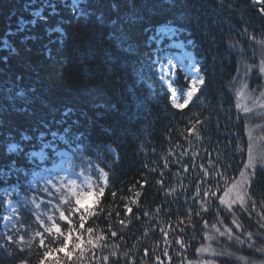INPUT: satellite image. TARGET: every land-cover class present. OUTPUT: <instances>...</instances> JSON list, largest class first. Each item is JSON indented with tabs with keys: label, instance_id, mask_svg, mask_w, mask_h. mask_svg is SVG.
Segmentation results:
<instances>
[{
	"label": "trees",
	"instance_id": "1",
	"mask_svg": "<svg viewBox=\"0 0 264 264\" xmlns=\"http://www.w3.org/2000/svg\"><path fill=\"white\" fill-rule=\"evenodd\" d=\"M254 1L82 0L76 11L68 1L0 0V188L22 171L28 182L35 165L25 154L54 131L108 174L84 227L70 206L71 224L57 220L62 234L44 233L43 245L38 236L29 242L41 227L19 208L0 264H55L45 252L59 264H199L228 229L214 242L215 263L264 264V162L245 173L249 126L264 147V118L249 121L235 94L237 83L263 84L264 15ZM162 27L176 28L205 62L204 85L184 109L171 104L151 61V36ZM14 141L23 146L13 153ZM242 172L247 211L239 203L228 211L220 198ZM69 231L71 259L57 251Z\"/></svg>",
	"mask_w": 264,
	"mask_h": 264
},
{
	"label": "rangeland",
	"instance_id": "2",
	"mask_svg": "<svg viewBox=\"0 0 264 264\" xmlns=\"http://www.w3.org/2000/svg\"><path fill=\"white\" fill-rule=\"evenodd\" d=\"M59 1L61 3L70 2L76 11L79 10L82 2V0ZM254 3L259 6V9L264 6L258 3V0H255ZM37 10L33 13L35 17H39L42 13V8ZM19 25L23 29L27 23L21 20ZM162 28L151 36L150 42L153 46L151 61L155 65L161 84L171 93L170 102L174 106L176 102H183L195 80H197L196 84H200L199 77L201 76L205 80V62L204 59L200 58L198 47L195 50V44L183 39L181 33L175 31L176 28ZM161 31L164 32L161 33ZM260 67H264V64L259 65L258 71ZM259 74L263 76V84L260 89L251 91L248 85L247 87L239 88L238 83L236 84L235 94L238 97L239 108L249 121L255 118H264V73L259 72ZM202 87L203 85L199 88L198 94ZM198 94L186 107L193 103ZM254 130L255 128L250 124L249 134L253 139L250 157L256 167L261 162V157L264 156V147L255 138ZM65 134L66 132L54 131L49 135L41 134L37 136L30 150L25 154L28 162H32L35 165V170H32L28 176V182L25 185L22 183V176L26 175V172L22 171L20 176H14V184L0 188V201L2 200L3 205L0 213V246L4 247V249L13 244L12 239L8 238L11 237L10 234L18 220L19 208H24L34 213L36 224L41 227L40 231H38L39 235L37 227L30 233L29 242L31 241L32 243L37 239V236L41 240L44 233L58 234L52 228L53 223L58 225L57 220L62 223H68L60 218L61 212L71 220V216L67 215L65 211H70V206L74 209L77 207L75 193L95 192L99 187L105 186L104 175L99 171H92L90 165L79 157V152L75 150ZM21 140L28 141L29 136L24 135ZM22 146L19 142H11L8 146V151L14 153ZM251 170L246 168L245 173ZM7 178H10V176L7 175ZM246 178L244 176L241 177L235 186L228 191L229 196L224 197L226 202L237 195ZM100 197L92 198L95 202L90 203V211L96 207ZM80 213L83 214V211L81 210ZM226 235H228V232H225V235L218 233L212 238V243H209L210 247L207 245L203 250L199 264H217L215 263V258L216 260L218 258L215 250L217 247H215L214 242L218 236ZM74 237L75 234L72 232V239ZM70 246L71 242L65 252H69ZM65 252H62V254L65 255ZM59 256L53 253L48 255L50 259L56 260L55 264H58Z\"/></svg>",
	"mask_w": 264,
	"mask_h": 264
},
{
	"label": "snow or ice",
	"instance_id": "3",
	"mask_svg": "<svg viewBox=\"0 0 264 264\" xmlns=\"http://www.w3.org/2000/svg\"><path fill=\"white\" fill-rule=\"evenodd\" d=\"M258 3L264 5V0H258ZM259 11H260L261 14H264V6L260 7ZM248 71H251V69H248ZM259 72L260 73H264V67H260L259 68ZM245 74L247 75V72ZM196 83H197V80H195L194 81V84H192L191 90L187 93L186 98L183 100V102H176V103H174V106L176 108H178V109H184L192 101L194 94L198 91V89L195 86ZM199 83L200 84H203L204 83V80H203V77L202 76L199 77ZM170 95H171V93H170ZM191 131L193 133L196 132L195 126L192 127ZM261 161L264 162V157H261ZM245 167L246 168H249V169H252L253 172H254L255 165H254V162L251 159V157H250V160H249V164L245 165ZM186 170H187V168H185V171ZM101 172L103 173V175L105 177V183H107V179H106L107 178V175H108L107 172H104L103 169H101ZM204 174L207 175V172L205 171ZM244 175L245 174L242 172L241 173V176L243 177ZM248 184H249V181L248 180H245L244 183H243V186L240 188V191L237 193V195L233 199H231L230 201L227 202V209H228V211H231L232 205L233 204H237V203L240 204L241 208L244 211H247V209L244 208V204L246 203L247 186H248ZM104 191H105V188L101 186L95 192H85L83 194H81V193H75V195L77 197L76 200H75V203H76L77 207L74 209V212L80 213L81 210H82L83 213L89 214L90 213V206L89 205H90V203H94L95 202V201L92 200V198L93 197L103 196ZM113 195H115V193H113ZM137 195H139V194H137ZM205 195L207 196L208 193L205 192ZM212 195L214 196L215 193H212ZM227 196H229V192L225 191L224 197H227ZM199 197H200V191H199V189H197V191H196V197L195 198H199ZM220 203L222 205L225 204L226 203L225 199L224 198H220ZM254 207H255V203L253 202V208ZM125 210L128 213H132V208L131 207H126ZM92 214H94V213H92ZM60 218L62 220L67 221L68 223H71L72 222L67 216H65L63 214V212H61ZM86 219H87V215H83V214L80 215V217H79V223H80V227L81 228L84 227V223H85ZM123 223H124V221L121 220V224H123ZM204 223H205V226H206L207 225V221H205ZM233 223L235 224L236 221L234 220ZM236 226L238 228L240 227L239 224H237ZM259 227L261 229H264V223L259 224ZM52 228H54L55 233L62 234L61 228H60L59 225H56L55 223H53ZM49 231H51V229H49ZM92 231H93L92 228H88L87 229V232L88 233H91ZM216 231L217 232H220V229L217 228ZM227 231H228L229 234L231 233V229H228ZM38 235H39V233H38ZM112 235L115 236L116 233L113 232ZM164 235L167 236V233H164ZM220 235H225V233L224 232H220ZM251 236H252V233H248V237L251 238ZM8 239H11V237H9ZM77 239L80 240V237L77 236ZM236 239L239 240V237H236ZM71 241H72V231H69L67 233V235L64 236L63 243L61 244V247L59 249H57V251L65 252V249L68 247V244ZM240 242L243 243V241H240ZM40 243H41V245L44 244L43 238L40 240ZM89 243H91V238L89 239ZM74 248H80V244L79 243L75 244L74 245ZM44 255L45 256H48V255H50V253L49 252H45ZM65 255L67 256L68 259H71L72 253L71 252H65ZM165 255H167V253H165ZM104 259L107 260L108 257H104ZM58 264H59V262H58Z\"/></svg>",
	"mask_w": 264,
	"mask_h": 264
},
{
	"label": "bare ground",
	"instance_id": "4",
	"mask_svg": "<svg viewBox=\"0 0 264 264\" xmlns=\"http://www.w3.org/2000/svg\"><path fill=\"white\" fill-rule=\"evenodd\" d=\"M162 29H163V28H162ZM162 32H164V31H161V33H162ZM203 78H204V77H203ZM202 85H204V83H203V84H196V88L198 89V91H199V88H200ZM198 91H197V92H198ZM197 92L194 94L193 98L196 96V94H198Z\"/></svg>",
	"mask_w": 264,
	"mask_h": 264
}]
</instances>
